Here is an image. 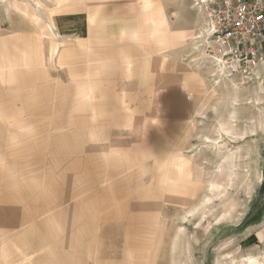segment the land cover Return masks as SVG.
I'll return each mask as SVG.
<instances>
[{
	"label": "rangeland",
	"instance_id": "rangeland-1",
	"mask_svg": "<svg viewBox=\"0 0 264 264\" xmlns=\"http://www.w3.org/2000/svg\"><path fill=\"white\" fill-rule=\"evenodd\" d=\"M193 1L0 0V264H264V118L219 130Z\"/></svg>",
	"mask_w": 264,
	"mask_h": 264
},
{
	"label": "built area",
	"instance_id": "built-area-1",
	"mask_svg": "<svg viewBox=\"0 0 264 264\" xmlns=\"http://www.w3.org/2000/svg\"><path fill=\"white\" fill-rule=\"evenodd\" d=\"M203 13L209 53L229 78L253 83L264 66V0H207Z\"/></svg>",
	"mask_w": 264,
	"mask_h": 264
},
{
	"label": "bare ground",
	"instance_id": "bare-ground-1",
	"mask_svg": "<svg viewBox=\"0 0 264 264\" xmlns=\"http://www.w3.org/2000/svg\"><path fill=\"white\" fill-rule=\"evenodd\" d=\"M6 1H7V8L9 6H12L10 3V0H6ZM206 1L207 0H194L193 1L195 7L197 8V12L198 11L203 12L204 3ZM148 7H149V9L154 10V11L159 9L157 6L154 5L153 2H151ZM151 14H153V13H151ZM23 15L25 16V14H23ZM48 19H49L51 27L53 29H55L59 34L60 31L58 30L59 25H58L57 20H56V15L53 12H51ZM197 36H196L195 40H199V41H197L194 44V46H196L197 50L202 49L203 56L208 58L209 61L211 62V65H212L211 74L213 75L212 77L215 78L214 83L217 87H220V90L223 89L222 95H223L224 100L223 99L222 100L225 102H228L229 103L228 105L231 107V110H230V112H228L226 119H224V117H223L224 120L222 119V121L219 122V130L225 132L226 134L227 133H230V135L232 134L233 123L236 122V120L238 119L237 109H238V107H241V106H252L254 109H256L258 111L259 115H258V118H255V119H258L261 123L263 121V118H264L262 108H261V105L264 103V102L262 103L263 99L261 96L262 93L264 92V85H263V81L261 80L260 76H261V74H263L264 68L262 67V68L258 69V72H257L258 78L255 79L254 82L249 85V86L256 85L258 87L254 90V92H252L254 95L251 94V96H248L246 98V95L243 96V94L241 95V93L248 91V88H247L248 85H243L240 82H237V80L229 78L225 69L222 67V65L219 64L218 60H215L211 56V54L208 53L209 51L207 50L208 47H207V42L205 39L206 38L205 25H204V28L199 32V35H197ZM11 38L12 37H5V39H4V47H5V52L7 55L6 57H8L9 59L13 57V58L17 59L20 64H25V65H34L35 63L40 62V60L41 61L47 60V59H45V60L43 59L45 57L44 56L45 54H44V49L42 47V43L40 41L41 37H40L39 32H38V35L35 36V39L33 41L22 42V40H21L20 42H17L16 46L14 47V50H13L14 43L11 41ZM15 38H20V35L15 36ZM216 59H217V57H216ZM15 64H16L15 62L11 63V65H15ZM9 70H10L9 72H12V75H13V72H14L13 69L10 68ZM226 190L227 189L225 186L223 194L226 193ZM212 203H213L212 198H205L198 206H196L191 211H189L188 214L194 216L195 213L199 212L202 209L201 219H204L206 217V211H210V208L208 205H211ZM229 215H230V213L223 214L220 219L217 218L218 222L227 220ZM186 219H187V217H184V220H186ZM247 260H250V258ZM247 260L243 259L238 264H247V262H246Z\"/></svg>",
	"mask_w": 264,
	"mask_h": 264
},
{
	"label": "water",
	"instance_id": "water-1",
	"mask_svg": "<svg viewBox=\"0 0 264 264\" xmlns=\"http://www.w3.org/2000/svg\"><path fill=\"white\" fill-rule=\"evenodd\" d=\"M259 197H260V202L262 204H264V170H263L261 187H260V191H259Z\"/></svg>",
	"mask_w": 264,
	"mask_h": 264
}]
</instances>
